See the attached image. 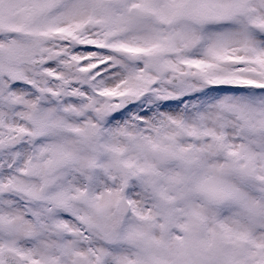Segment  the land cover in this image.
<instances>
[{"label": "snow or ice", "instance_id": "6c2138e0", "mask_svg": "<svg viewBox=\"0 0 264 264\" xmlns=\"http://www.w3.org/2000/svg\"><path fill=\"white\" fill-rule=\"evenodd\" d=\"M0 264H264V0H0Z\"/></svg>", "mask_w": 264, "mask_h": 264}]
</instances>
